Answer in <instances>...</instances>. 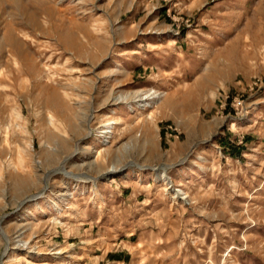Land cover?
I'll use <instances>...</instances> for the list:
<instances>
[{"label": "rangeland", "instance_id": "obj_1", "mask_svg": "<svg viewBox=\"0 0 264 264\" xmlns=\"http://www.w3.org/2000/svg\"><path fill=\"white\" fill-rule=\"evenodd\" d=\"M0 264H264V0H0Z\"/></svg>", "mask_w": 264, "mask_h": 264}, {"label": "bare ground", "instance_id": "obj_2", "mask_svg": "<svg viewBox=\"0 0 264 264\" xmlns=\"http://www.w3.org/2000/svg\"><path fill=\"white\" fill-rule=\"evenodd\" d=\"M142 94V93H141ZM141 94L140 93H136L134 96H135V98H139V97H141ZM133 96V97H134ZM152 98L150 99L151 100V102H149V103H145L144 105H142V108H145V107H147V108H153L154 106H156V105H158L160 102H161V100H162V98L164 97V93L163 92H161V91H156V92H154L153 94H151L150 95ZM149 96V97H150ZM126 100V98H125V96L124 95H119V96H117L114 100L115 101H117V102H119V101H123V100ZM47 119H48V124H49V126H51L53 129H56V130H59V127L58 126H64V124H63V122H61V121H59L58 119H57V117L50 111V112H48V115H47ZM114 125H117L118 123L117 122H114L113 123ZM61 131V130H60ZM59 131V132H60ZM111 134H112V132H111ZM105 138V141H104V143L107 145L108 143H109V140H110V137H104ZM119 164V163H118ZM15 169L17 170L18 168L17 167H15ZM119 170V168H118V165H116V164H113L112 166H111V168H110V171H114V172H117ZM76 177H78V176H76ZM158 179H159V181H162V182H164L168 187L171 185V181H170V179H169V177H168V175H167V168H164L163 170H161V172H159V175H158ZM110 180H111V182H110ZM115 179L114 178H111V179H109L108 180V182H110V183H115ZM95 189H94V191H95V193H97L99 190V188H98V185H95V187H94ZM168 190V189H167ZM183 195V197H185V198H188V195H187V193H185V191H177V192H175V196H177L178 198H180V196H182ZM181 199V198H180ZM182 200V199H181ZM56 207H57V209H59L60 207L58 206V205H56ZM60 212V211H59ZM29 244V240H23V241H20V243H19V246H21V247H25V246H27ZM64 253V251H60V252H58L57 254H60V255H62ZM82 258V257H81Z\"/></svg>", "mask_w": 264, "mask_h": 264}]
</instances>
